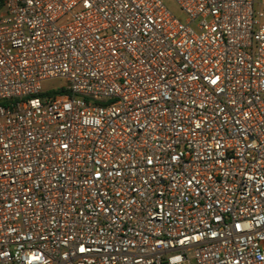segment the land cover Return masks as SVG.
<instances>
[{
    "label": "built area",
    "instance_id": "1",
    "mask_svg": "<svg viewBox=\"0 0 264 264\" xmlns=\"http://www.w3.org/2000/svg\"><path fill=\"white\" fill-rule=\"evenodd\" d=\"M172 1H5L0 264H264V0Z\"/></svg>",
    "mask_w": 264,
    "mask_h": 264
},
{
    "label": "rangeland",
    "instance_id": "2",
    "mask_svg": "<svg viewBox=\"0 0 264 264\" xmlns=\"http://www.w3.org/2000/svg\"><path fill=\"white\" fill-rule=\"evenodd\" d=\"M166 7L179 19H184V15L178 6L172 0H162ZM68 82L66 80H52L43 83L44 90L48 92L49 95L62 94L66 88Z\"/></svg>",
    "mask_w": 264,
    "mask_h": 264
},
{
    "label": "trees",
    "instance_id": "3",
    "mask_svg": "<svg viewBox=\"0 0 264 264\" xmlns=\"http://www.w3.org/2000/svg\"><path fill=\"white\" fill-rule=\"evenodd\" d=\"M6 0H0V9L3 7Z\"/></svg>",
    "mask_w": 264,
    "mask_h": 264
}]
</instances>
